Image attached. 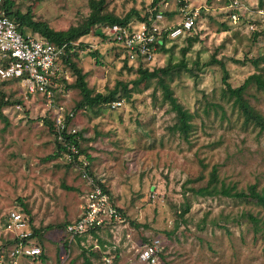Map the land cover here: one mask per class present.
<instances>
[{
  "label": "rangeland",
  "instance_id": "1",
  "mask_svg": "<svg viewBox=\"0 0 264 264\" xmlns=\"http://www.w3.org/2000/svg\"><path fill=\"white\" fill-rule=\"evenodd\" d=\"M13 1L15 10L31 9L35 20L55 30L81 25L92 12L89 0ZM162 1L161 19L178 24L179 0ZM233 1L190 0L200 8L193 34L169 41L148 67L185 59L186 67L173 68L164 79L193 113L188 136L175 128L178 116L159 78L134 85L143 63L125 62L116 53L119 46L93 36V31L71 59L86 73L94 94L118 87L114 102L120 104L76 108L83 95L73 86L77 76L70 64L64 65V91L56 94L63 112L49 108L41 94H25L18 82H0V245L8 233L7 215L22 200L47 249L40 264H56L65 226L82 212L86 174L112 194L126 221L77 237L66 246V264H88L86 259L92 264H151L140 253L156 237L163 240L156 264H264V232L255 233L249 218L253 214L264 220L262 201L195 192L207 184L215 166L220 179L236 187L235 193L247 192L253 184L264 189V129L245 124L234 99L224 95V69L210 63L215 57L225 62L233 87L255 72L264 74V59L252 62L264 56V0H238L239 10L229 6ZM152 2L105 0L103 12L124 18L137 9L143 16ZM233 11H238L237 20ZM188 37L198 40L184 56ZM96 50L100 62L91 55ZM244 97L264 116V90L250 86ZM7 100L14 104L2 105ZM45 119L54 122L56 131L79 133V147L72 148L77 156L56 155V139L63 142V136L57 132L56 138Z\"/></svg>",
  "mask_w": 264,
  "mask_h": 264
},
{
  "label": "built area",
  "instance_id": "2",
  "mask_svg": "<svg viewBox=\"0 0 264 264\" xmlns=\"http://www.w3.org/2000/svg\"><path fill=\"white\" fill-rule=\"evenodd\" d=\"M181 20L177 25H167L161 19L150 18L148 21L123 24H100L98 29L120 47L125 49L122 58H128L137 64L150 66L155 61L158 43L165 38L176 39L185 35L200 16V8L191 5L190 0H179ZM238 0L229 4L232 10L237 8ZM192 6V7H191ZM151 12L153 10L151 9ZM235 20L238 13L233 12ZM77 46L79 41L71 42ZM69 43L56 44L32 32H23L20 22L10 16L6 0H0V79H16L25 94L44 96L49 108L55 107L63 112L64 105L56 100L57 91H64L68 76L65 74V61L72 58L76 51L73 47L70 55L67 52ZM114 102V101H113ZM120 102H114V106ZM61 117L57 120L61 123ZM88 187L82 204L80 216L65 226V238L56 264H66L71 245L77 237L89 232L90 229L103 228L117 222H125L126 218L115 202L112 194L102 184L85 174ZM4 228L8 230L5 243L0 245V264H40L46 258L47 249L41 246L37 236H33L30 218L21 210L10 212ZM38 241V242H37ZM163 240L159 237L142 246L140 259L156 264L159 260ZM66 247V248H65ZM47 260V264H48ZM52 262V261H51Z\"/></svg>",
  "mask_w": 264,
  "mask_h": 264
},
{
  "label": "trees",
  "instance_id": "3",
  "mask_svg": "<svg viewBox=\"0 0 264 264\" xmlns=\"http://www.w3.org/2000/svg\"><path fill=\"white\" fill-rule=\"evenodd\" d=\"M89 1H90V6L92 8V12L88 16V18L85 20V22L82 23L81 25L70 27L67 30H55L47 22L35 20L31 9H29L27 12H22L20 9L15 10L14 9L15 4H14L13 0H6V6L8 9L9 15L14 17L15 19H17L20 22L21 29L24 33L28 32L27 28H29L32 30V32L34 34H37L38 36H40L46 40H49L51 42H54L56 44H62L64 42H67V43H69V45L67 47V52L69 53V55H70V50L73 47L77 48L78 46H82V47L86 46L84 43V38L87 35H89L92 31H93L92 32L93 36L98 37L102 41L111 42L112 40L109 38V36L106 35L105 33H102V31L97 28V26L100 24L118 23V24H123V25H129L130 23L133 22L132 18L134 16L137 17L139 19V21H148L152 17L157 18L158 15H163V12L160 11V9H159V5L162 4V2H163L162 0H153V2L151 4V9L153 10V12H151V10H150L146 15L142 16L141 13L137 9H133L124 18H120V17L112 15V14L104 13L103 12V6L105 4V0H89ZM260 2L262 3L263 1L260 0ZM235 12H238V11H235ZM199 17L197 18L196 22L198 21ZM195 25H196V23H195ZM195 25L193 26L191 31L186 33V34H189L188 36H191L193 34V31L195 29ZM94 27H95V29H94ZM188 38H189V45H188V47L183 49L184 56L189 51L190 46L193 45V43L196 40H198V37H188ZM171 40H173V39L167 38V35L165 34V38L163 39V41L161 43L157 44V46H158L157 52L159 53L160 51L165 50L167 43ZM75 41H79V45H77V46L72 45L71 42H75ZM124 52H125V49L123 47H121V49H120V46H119V49L116 53L118 56H122ZM91 55L94 58H96L97 62H100L99 61L100 54L97 50L91 52ZM123 59L125 60V62L128 61V58H123ZM261 59H264V56L258 57L256 59H252V62L254 64H258ZM215 62L219 63L225 71L224 82L227 85V87L224 89L225 97H227L228 100L230 98L234 99V106L239 107V109L243 113L245 124H249V123L253 122L255 125L261 126L264 129V116H263V114L259 110H257L244 97L246 91L249 89L250 86L255 85L257 88L264 90V74L260 73V72H255V73L249 75L243 84H241L240 86H237V87H233L228 82V79H227L228 78V70L226 69L225 62H223L220 59H216V57H215L212 59V61L210 63H215ZM65 63L70 64L72 66L74 73L77 76L76 82L73 86H76L77 88H79L81 90L82 95H83L82 100L79 101L76 108L85 109L86 107H89V106L93 107L97 104H100V105L107 104V103L114 101L117 98V96L119 94L118 87L116 89L110 91L107 94L100 93V92L94 94V91L91 88H89V86L87 84L86 73H84L83 70L81 68H79L76 65V63H74L72 61L71 58H69V60L65 61ZM148 67L149 66L145 67L144 64L139 65V67L137 69L140 73V76L133 81L134 85L137 86L141 82H143L144 80H149L151 78L158 77L159 81H161V83L163 85V88L165 91L164 96H165L166 100L169 101V103L172 105V109L174 111H176V113H177L178 122L175 124V128H178L179 130H181L184 133V135L188 136L189 131L192 127V124L190 121L193 118V113L191 111H189L188 109H186L178 101V99L173 94V90L165 82V79H164L165 76H168L169 74H171L173 68L186 67L185 59L183 58L180 63L173 64V65L170 64L169 66L155 68L152 70H150ZM0 82H1V84H7V83H12V82L13 83L18 82L20 84V82L16 79H0ZM69 86H71V85H69ZM124 90H126L128 92V94H130V91L128 89L127 84H124ZM10 104H14V103H12L8 100L4 101L2 103V105H10ZM220 107L223 108V106H221V105H220ZM45 122L49 126V129L55 134L56 138H57V132L60 134V136H63V142L59 141L58 138L56 139V143H57V147H58V151L56 152V155H59V154H62L63 152H66V153L73 154L74 156H77V154H75L72 151V148H74V147L78 148L79 147V139H78L79 133H67L65 130H62L60 132V129H58V131H56L54 122H52L50 120H46V119H45ZM89 158H91V157L89 156ZM220 183H221V185H220ZM235 190H236L235 186L226 185L225 181L220 179L219 174H218V169L215 166L213 168V170L211 171V176H210L207 184L195 189V192L197 194L203 195V196L225 195L228 197L238 196V197H244V198H249V199H254V200L257 199V200L262 201V204L264 205V189H258L255 184L250 185L247 192L244 191L241 193H239V192L235 193L234 192ZM21 205L22 206L19 207V209H12L11 211L21 210L25 214H29L28 212H30V211L28 209L27 204L21 200ZM188 208L189 207H187L185 209V212H187L189 210ZM11 211H9L7 218H8ZM7 218H6V220H7ZM249 218L253 224V229H254L255 233L264 232V220L263 219H261L258 216H255L253 214H249ZM30 224H31V228H32L33 234H34L33 236H37L39 238V240L41 241V238L39 235L40 230H38L37 228H34L31 220H30ZM99 229H102V228L97 227L94 229H90L89 232L95 233V231H97ZM67 246H69V244H67ZM86 262H88V264H92L91 262H89L88 259H86Z\"/></svg>",
  "mask_w": 264,
  "mask_h": 264
},
{
  "label": "clouds",
  "instance_id": "4",
  "mask_svg": "<svg viewBox=\"0 0 264 264\" xmlns=\"http://www.w3.org/2000/svg\"><path fill=\"white\" fill-rule=\"evenodd\" d=\"M79 45V44H78ZM75 52V51H74ZM73 55H74V53H73Z\"/></svg>",
  "mask_w": 264,
  "mask_h": 264
},
{
  "label": "crops",
  "instance_id": "5",
  "mask_svg": "<svg viewBox=\"0 0 264 264\" xmlns=\"http://www.w3.org/2000/svg\"><path fill=\"white\" fill-rule=\"evenodd\" d=\"M164 17V16H163ZM50 261V260H49Z\"/></svg>",
  "mask_w": 264,
  "mask_h": 264
}]
</instances>
